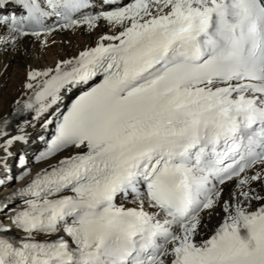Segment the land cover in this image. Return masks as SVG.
I'll list each match as a JSON object with an SVG mask.
<instances>
[{"label": "bare ground", "instance_id": "6f19581e", "mask_svg": "<svg viewBox=\"0 0 264 264\" xmlns=\"http://www.w3.org/2000/svg\"><path fill=\"white\" fill-rule=\"evenodd\" d=\"M0 1L3 4L0 8V166L14 158L26 157V165L13 174L17 185L85 152L86 147L65 144L52 158L43 156L52 139L55 120L77 86L64 88L16 121L11 119L14 110L33 97L54 74L73 63L120 44L145 25L166 23L214 3L213 0H121L116 7H95L88 17H81L72 25L56 24L54 30L29 38L4 25L2 19L13 12L14 5L10 0ZM13 187L11 183L4 185L6 190ZM50 200V196H42L24 201L3 213L0 223L16 232L12 224L16 212ZM215 200L212 209L202 215L197 225L181 233L180 242L190 240L201 244L228 222L241 221L263 205L264 164L239 183L224 186ZM119 206L143 207L156 212L141 199L122 200ZM169 263L167 255L162 264Z\"/></svg>", "mask_w": 264, "mask_h": 264}]
</instances>
